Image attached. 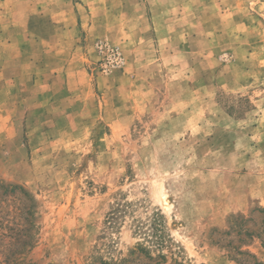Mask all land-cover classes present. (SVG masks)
I'll use <instances>...</instances> for the list:
<instances>
[{"label":"rangeland","instance_id":"rangeland-1","mask_svg":"<svg viewBox=\"0 0 264 264\" xmlns=\"http://www.w3.org/2000/svg\"><path fill=\"white\" fill-rule=\"evenodd\" d=\"M0 264H264V0H0Z\"/></svg>","mask_w":264,"mask_h":264},{"label":"bare ground","instance_id":"bare-ground-1","mask_svg":"<svg viewBox=\"0 0 264 264\" xmlns=\"http://www.w3.org/2000/svg\"><path fill=\"white\" fill-rule=\"evenodd\" d=\"M161 201H162L163 205H168V202H167L166 197H162V198H161ZM168 207H169V206H168ZM168 209H169V208H168Z\"/></svg>","mask_w":264,"mask_h":264},{"label":"crops","instance_id":"crops-1","mask_svg":"<svg viewBox=\"0 0 264 264\" xmlns=\"http://www.w3.org/2000/svg\"><path fill=\"white\" fill-rule=\"evenodd\" d=\"M83 2H86V0H82Z\"/></svg>","mask_w":264,"mask_h":264}]
</instances>
